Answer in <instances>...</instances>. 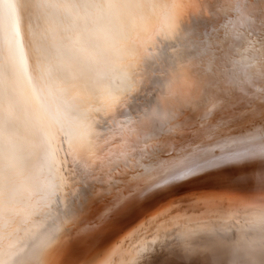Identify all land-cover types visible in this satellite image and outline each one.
<instances>
[{
  "label": "snow or ice",
  "instance_id": "obj_1",
  "mask_svg": "<svg viewBox=\"0 0 264 264\" xmlns=\"http://www.w3.org/2000/svg\"><path fill=\"white\" fill-rule=\"evenodd\" d=\"M0 264H264V0H0Z\"/></svg>",
  "mask_w": 264,
  "mask_h": 264
},
{
  "label": "bare ground",
  "instance_id": "obj_2",
  "mask_svg": "<svg viewBox=\"0 0 264 264\" xmlns=\"http://www.w3.org/2000/svg\"><path fill=\"white\" fill-rule=\"evenodd\" d=\"M189 190L186 189H176L172 192H169L161 197H157L150 201L148 204H146L141 212L137 215H134L132 217H129V219L124 222L122 225L120 231L116 232L111 238V240H115L120 235H123L125 232L129 231L131 228H133L141 219L145 218L146 216L150 215L154 211H156L158 208L164 206L167 204L168 201L177 199L178 197L184 196L188 194ZM109 241V242H110Z\"/></svg>",
  "mask_w": 264,
  "mask_h": 264
}]
</instances>
